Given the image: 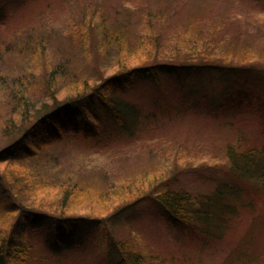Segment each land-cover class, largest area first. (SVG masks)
<instances>
[{
	"label": "rangeland",
	"instance_id": "374dc122",
	"mask_svg": "<svg viewBox=\"0 0 264 264\" xmlns=\"http://www.w3.org/2000/svg\"><path fill=\"white\" fill-rule=\"evenodd\" d=\"M22 5L13 13V7H8L6 20L0 25V45L10 42L18 51L22 45L40 48L41 42L46 68L65 65L55 88L62 99L75 95L74 87L83 81L93 89L121 68L147 62L154 55L152 47L139 45L146 15H156L162 22L161 45L166 55L177 50L184 57L183 50L188 48L183 45L216 44L217 49L227 50L215 53L229 58L232 65L257 63L262 65L261 70L264 68V0H22ZM121 29V45L112 43ZM26 54L8 55L7 60L12 67H32L34 59ZM260 75V91H264V74ZM223 79L224 74L187 71L157 74V80L140 79L131 92L119 95L135 102L143 112L169 103L177 107L175 116L166 120L157 113L156 119L133 139L116 140L100 153L76 142L56 144L47 151L62 161L60 168L45 164L42 171L40 165L12 166L15 173L30 176L35 183L28 194L24 193L26 202L56 216H75L67 231L71 236L88 231L79 224L81 216L106 218L121 206L125 210L113 221L102 219L95 232L88 231L86 235L91 236L84 246L58 254L44 243L42 236L48 231L45 226L36 227L23 239L24 246L34 247L30 264H104L105 248L100 241L104 225L114 240L124 241L143 256L142 264H243L244 257L262 258L264 184L233 176L224 156L226 145L240 132L257 145L261 126L258 116L243 101L232 99L233 108L240 112L236 122L234 113L216 117L208 114L207 103L217 93L203 94L201 87L211 82L217 87ZM177 82L183 87H199V95L188 97L178 92ZM32 94V104L42 97L36 88ZM204 95L206 99L202 100ZM228 120L231 124H224ZM107 121L109 130L112 124ZM1 140L0 146L4 142ZM2 168L7 170L8 166ZM66 179L83 190H72L74 194L64 202L65 192L57 185ZM219 184L240 185L245 207L236 203V213L215 220L216 224L223 221L222 226H211L214 234L209 236L204 233L206 223L194 219L191 226L176 224L153 200L168 191L204 197ZM12 219L9 214H0V238L8 233Z\"/></svg>",
	"mask_w": 264,
	"mask_h": 264
},
{
	"label": "trees",
	"instance_id": "16d2710c",
	"mask_svg": "<svg viewBox=\"0 0 264 264\" xmlns=\"http://www.w3.org/2000/svg\"><path fill=\"white\" fill-rule=\"evenodd\" d=\"M0 2V25L6 20L8 7H13L11 9L13 13L12 10L15 11L16 8L23 6L22 0H0ZM145 17L147 19L139 45L150 44L154 55L146 59L145 64L119 69L93 89L89 87L88 82L83 81L74 87L75 95L68 94L63 99L55 92V88L58 76L63 72L65 65L54 64L46 68L45 65L48 66V62H45L46 53H43L45 49L41 42L40 48L38 46L37 49L36 47L31 49L29 46L22 45L18 51H14L15 47L10 42L7 45L6 43L0 45V92L3 97L0 99V138L5 144L0 146V214H9L13 218L8 233L0 238V264H30L32 254L35 252L34 247L24 246L23 239H26L28 232L38 226L44 225L48 230L42 236L44 243L51 252L58 254L74 246H84L87 243L86 238L91 236V234L87 236L86 233L95 232L98 227L100 228L102 219L113 221L125 211L121 210V206L106 218L81 216L82 221L79 224L88 231L85 230L82 235L71 236L67 231L71 223L70 219L75 216L62 214L56 216L45 212V208L41 206L26 202L23 199L24 193L28 194L35 183L30 176L18 175L10 168L22 164V166L26 164L27 168L45 164L60 168L62 161L52 158L47 151L56 144L65 141L76 142L81 147L100 153L101 150L108 149V146L116 140L133 139L147 123L156 119L157 113L166 120L175 116L177 107L169 103L158 106L157 110L143 112L135 102L125 100L119 95L121 92H131L132 87L140 79L157 80V74L173 75L181 71L196 75L224 74L225 79L221 80L217 87L213 82L201 87L203 94L206 91L217 93L211 97L205 110L209 115L214 114V117L224 113H234L236 117L232 119L236 122L240 112L236 107L233 108L235 104L232 102L233 99L243 101L252 112H255L261 126L260 133L256 137L259 140H257L258 144L248 142L240 132L234 142L226 145L224 156L233 176L245 181H256L259 185L264 184V97H261L264 91H260L263 84L260 72L264 74V68L262 70L259 68L262 65L257 63L232 65L228 61L229 58H221L220 54L215 53L217 50L227 49H217L216 44L207 43L204 46L197 43L190 46L183 45L188 48L183 50L184 57L177 54V50L166 55V50L163 44L161 45L164 37L159 27L162 22H159L156 15ZM123 32L121 29L117 37H112L111 42L121 45L119 38H122ZM223 44L224 42L221 41L220 45L223 46ZM16 53L31 55L34 65L32 67L27 65L26 69L12 67L7 57ZM38 57L39 62L36 63L35 59ZM183 86L184 84L177 82V91L183 92L188 97L199 95V87ZM33 88L39 89L42 95L34 104L30 101ZM200 98L204 100L206 96ZM10 105L12 108H9ZM189 107L190 105L187 104V108ZM106 119H109L112 124L109 130L110 122H104ZM232 119L230 121L234 122ZM231 122L228 120L224 124L229 125ZM104 124L106 129L102 131ZM3 166H8V169L2 168ZM42 167L44 166L40 169ZM45 167L42 171H45ZM65 181H63L64 184L68 182L66 187L60 182L57 185L65 192L64 202L75 191L83 190L82 186L72 179ZM153 200L168 219L176 224L191 226L194 219L206 223L207 231L204 233L208 236L211 233L214 234L213 231L211 232V226L218 227L223 223L221 221L216 224L215 220L236 213V203L243 204L245 207L242 190L240 185L236 184L230 187L219 184L204 197L192 198V195L187 192L168 191L154 196ZM100 233L103 238L100 241L105 248V254L102 256L104 264H142L144 262L143 256L128 248L127 243L114 240L105 225L100 229ZM244 258L243 264H264V253L262 258L258 255Z\"/></svg>",
	"mask_w": 264,
	"mask_h": 264
}]
</instances>
